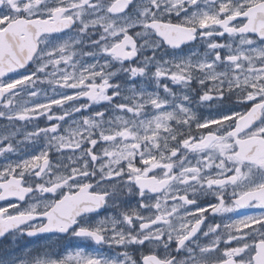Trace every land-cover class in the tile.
Listing matches in <instances>:
<instances>
[{
  "label": "snow or ice",
  "instance_id": "obj_1",
  "mask_svg": "<svg viewBox=\"0 0 264 264\" xmlns=\"http://www.w3.org/2000/svg\"><path fill=\"white\" fill-rule=\"evenodd\" d=\"M0 121V264H264V0H0Z\"/></svg>",
  "mask_w": 264,
  "mask_h": 264
},
{
  "label": "flooded vegetation",
  "instance_id": "obj_2",
  "mask_svg": "<svg viewBox=\"0 0 264 264\" xmlns=\"http://www.w3.org/2000/svg\"><path fill=\"white\" fill-rule=\"evenodd\" d=\"M203 50V49H201ZM41 88L43 87H49L48 85L44 84V85H40ZM71 91V90H70ZM49 95H51V93L48 92ZM19 99V98H17ZM48 122L41 117L39 120V124H47ZM5 124L4 121H0V126H3ZM53 158L55 157V153L52 154ZM45 195H50V194H45ZM27 199V197H26ZM10 200H14V198H10ZM9 204V200H3L0 201V207H6ZM10 212H14L15 209L9 208ZM260 210L259 209H239L238 212L235 213H229L226 214L227 216H231L233 218H239L240 216L243 215H250V214H257ZM207 215V214H206ZM212 218H210L208 221H205V225H202V228H205L206 230V225L210 222ZM224 217H220L217 216L215 217L216 222H220L221 220H223ZM21 244V246L23 247H40L44 244V241L41 239H38L36 237L33 238H25L23 240H21L19 242ZM83 247L85 248V250L87 251H91L93 247H95L94 245H92L90 242H81V241H61L57 244V250L63 252V251H73L75 250L77 247Z\"/></svg>",
  "mask_w": 264,
  "mask_h": 264
},
{
  "label": "rangeland",
  "instance_id": "obj_3",
  "mask_svg": "<svg viewBox=\"0 0 264 264\" xmlns=\"http://www.w3.org/2000/svg\"><path fill=\"white\" fill-rule=\"evenodd\" d=\"M43 89H47L49 93H51V90L49 87H43ZM70 91V90H69ZM52 94V93H51ZM40 126H44V124H40Z\"/></svg>",
  "mask_w": 264,
  "mask_h": 264
}]
</instances>
